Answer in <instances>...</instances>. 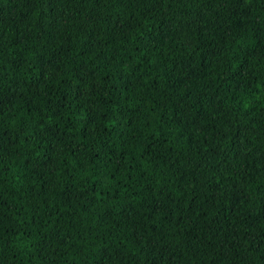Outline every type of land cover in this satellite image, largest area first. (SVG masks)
Here are the masks:
<instances>
[{
    "label": "trees",
    "instance_id": "obj_1",
    "mask_svg": "<svg viewBox=\"0 0 264 264\" xmlns=\"http://www.w3.org/2000/svg\"><path fill=\"white\" fill-rule=\"evenodd\" d=\"M0 264H264V0H0Z\"/></svg>",
    "mask_w": 264,
    "mask_h": 264
}]
</instances>
